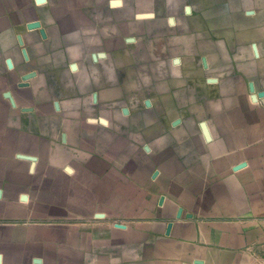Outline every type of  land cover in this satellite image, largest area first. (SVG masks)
<instances>
[{"label": "crops", "instance_id": "obj_1", "mask_svg": "<svg viewBox=\"0 0 264 264\" xmlns=\"http://www.w3.org/2000/svg\"><path fill=\"white\" fill-rule=\"evenodd\" d=\"M206 19L213 31L210 45L219 56H224L223 49L233 50L246 67L254 66L255 60L264 67V0H0V176L16 167L20 178L13 180L17 185L28 184L32 182L29 174L41 169L34 162L35 153L43 151L54 165L66 167L72 161L69 154L76 151L72 147L95 138L103 148L127 153L131 157L127 175L151 188L152 166L137 160L141 153L134 144L105 129L93 133V138L89 129L81 140L75 137L73 127L80 121L79 109L90 103L87 89L92 80L86 75L77 82L82 96L77 94L75 77L67 68L78 66L68 65V58L121 56V52H136L140 39L157 42L161 34L170 32L179 35L175 42L179 51L173 54L189 55L191 42H198L194 31ZM184 21L190 27L188 36ZM145 48L152 51L153 46ZM137 71L128 68L122 78L116 68H100L110 103L123 89L140 86ZM201 86L190 81L187 87ZM163 100L172 102L170 96ZM213 116L217 118L210 127L213 141L202 144L214 157L224 154L222 158L204 167L189 155L193 138L161 136L165 146L170 145L164 151L176 157L159 166L161 191L145 193L142 207L137 208V183L116 195L108 189L121 175L108 176L102 191L114 206L113 216H124L125 227L93 226L96 257L88 258V226L51 229L56 241L68 233V243L81 240L80 248L87 249L81 254L68 251L69 264H264V124L249 125V116L244 115L227 118L226 114L224 120ZM232 118L239 123L237 131ZM59 135L61 142L54 140ZM218 137L223 140L217 141ZM30 149L34 155L25 154ZM206 170L220 174V180L208 184L202 175ZM29 241L34 237L26 234L25 226H0V264H21L35 254L37 248ZM105 251L113 254L103 256Z\"/></svg>", "mask_w": 264, "mask_h": 264}, {"label": "rangeland", "instance_id": "obj_2", "mask_svg": "<svg viewBox=\"0 0 264 264\" xmlns=\"http://www.w3.org/2000/svg\"><path fill=\"white\" fill-rule=\"evenodd\" d=\"M201 14L205 17L203 10ZM209 25L206 19L195 29L194 37L198 42H191L193 50L191 54L185 56L173 54L179 51L175 48L179 35L170 32L169 35L161 34L157 42L140 39L136 43L138 46L136 52H121V56H85L72 60L68 58V65L75 63L78 66L72 70L67 68L74 75L76 84L86 75L92 80L88 91L86 90L90 103L77 112L80 121H76L73 127L75 137L79 141L87 129L91 137L93 133L105 129L116 138L126 139L140 151L137 160H142L143 165L152 166V175L148 179L154 184L151 188L139 185L133 175H127L125 167L131 157H128L127 153H115L101 147L93 137L94 142L82 144L79 141L72 147L76 151L69 154L72 161L67 168L54 165V159H48V154L43 151L35 153L38 159L35 158L34 162L38 161L41 169L29 174L32 182L17 185L15 180H19L20 175L16 174L20 172L16 167L0 176L2 192L0 226H25L26 234L34 237V241L28 243L37 248L36 253L27 257L28 259L21 264H69L71 260L68 258V251H75L78 254L87 251L80 248L81 240L77 244L68 243L65 240L68 233L56 241L55 233L51 231L56 225L77 228L88 226V258L96 257L99 253L93 226L104 223L114 225L117 229L125 227L124 216H113L114 206L105 198L102 184L114 172L121 177L108 189L113 194L121 195L123 191L129 190V184L133 186V183H137L135 185L137 208L142 207L141 198L145 193L159 194L161 191V186L158 185L159 173L161 174L159 166L172 156L171 151H164V147L170 148V145L165 146L166 142L160 139L161 136L169 135L182 141L193 138L189 153L191 159L210 168L215 160L221 159L224 155L214 157L205 149L207 145L204 147L202 144L204 140L207 143L213 141L210 127L212 128L217 119L213 114H217L220 119L226 114L227 118H231L233 114L244 115L249 116L250 120L246 121L249 125L264 124V67L257 60L254 66L246 67L241 56L239 57L233 50L223 49L221 51L224 56H219L210 45L212 27ZM189 31L190 27L187 21H184V34L188 36ZM163 36L170 40H163ZM169 42H172L170 46ZM146 44L153 46L152 51L145 48ZM127 53L130 54L125 55ZM104 67L116 68L118 77L122 78L127 76L126 69H137L135 75L140 86L133 91L123 92V89L115 103H110L100 79V68ZM190 81L202 86L189 88L187 86ZM77 88V94L81 95L78 84ZM168 95L172 98L171 104L163 100V97L169 98ZM59 106L61 112L59 115L63 118L64 111L61 104ZM130 117L133 120H129ZM231 120L233 129L236 131L240 129L239 123L235 124L233 118ZM190 126L191 130L195 127V131L189 130ZM193 132L196 133L195 137L184 136ZM62 138L63 136L59 135L54 140L61 142ZM221 139L223 140V137H218L217 141ZM25 154L34 155L32 149ZM172 157H176V154ZM101 163L102 168L99 167ZM202 175L208 184L220 180L221 176L213 175L208 170ZM21 195H24L23 198H20ZM82 197H87L88 200L84 201ZM81 211L89 214L83 215ZM139 221L140 218H137L135 222ZM70 244L73 247L67 248L66 246ZM112 254L113 252L105 251L103 256L108 257Z\"/></svg>", "mask_w": 264, "mask_h": 264}]
</instances>
